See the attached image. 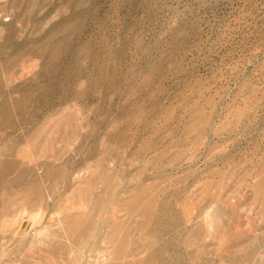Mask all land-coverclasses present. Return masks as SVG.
Instances as JSON below:
<instances>
[{
    "label": "rangeland",
    "instance_id": "374dc122",
    "mask_svg": "<svg viewBox=\"0 0 264 264\" xmlns=\"http://www.w3.org/2000/svg\"><path fill=\"white\" fill-rule=\"evenodd\" d=\"M156 249L264 264V0H0V264Z\"/></svg>",
    "mask_w": 264,
    "mask_h": 264
},
{
    "label": "bare ground",
    "instance_id": "6f19581e",
    "mask_svg": "<svg viewBox=\"0 0 264 264\" xmlns=\"http://www.w3.org/2000/svg\"><path fill=\"white\" fill-rule=\"evenodd\" d=\"M132 198V197H131ZM131 203H133V202H131ZM127 206H129V205H127ZM75 221H77V220H75ZM74 221V222H75ZM85 221H87V220H85ZM89 221V220H88ZM88 221H87V224H88ZM73 222V221H72ZM77 222H79V221H77ZM82 223V222H81ZM83 224V223H82ZM74 225H77V223L75 224L74 223ZM84 225H82L81 227L84 229L85 228V226L83 227ZM71 227V226H70ZM73 227H75V226H73ZM73 227H71V228H73ZM79 228H80V226H78ZM71 230V229H70ZM82 230V229H81ZM85 230V229H84ZM72 231V230H71ZM74 231V230H73ZM84 232V231H83ZM74 233V232H73ZM72 233V234H73ZM120 243V242H119ZM123 244V243H122ZM122 246V245H121ZM121 246L119 245V246H117V248L116 249H118L119 247H120V249H121ZM147 247H148V245H147ZM144 248V247H143ZM146 248V247H145ZM119 249V250H120ZM121 251H123V249H121ZM112 252V251H111ZM123 253V252H122ZM128 254V253H127ZM111 255V254H110ZM117 256V255H116ZM124 256H125V254H124ZM127 256V255H126ZM132 256V255H131ZM107 257V256H106ZM115 257V256H114ZM108 258V257H107ZM120 258H122V257H120ZM127 258V257H126ZM101 259L103 260V258L101 257ZM130 258H128V259H126V260H129ZM131 259H133V257L131 258ZM180 259V258H179ZM108 260V259H107ZM106 260V261H107ZM100 261V260H99ZM98 261V262H99ZM153 261H155V263L156 264H165V261H163V259L161 258V252H160V249H156L154 252H151V253H149L147 256H146V259L143 261V263L144 262H146L147 264H150L151 262H153ZM101 262L102 261H100L99 263L101 264ZM110 262V261H109ZM132 262V261H131ZM107 263V262H106ZM117 264V263H116ZM118 264H119V262H118ZM133 264H135V263H133Z\"/></svg>",
    "mask_w": 264,
    "mask_h": 264
}]
</instances>
